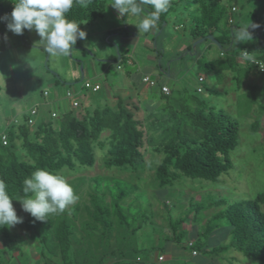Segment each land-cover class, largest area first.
Instances as JSON below:
<instances>
[{"label":"trees","instance_id":"obj_1","mask_svg":"<svg viewBox=\"0 0 264 264\" xmlns=\"http://www.w3.org/2000/svg\"><path fill=\"white\" fill-rule=\"evenodd\" d=\"M250 1L244 0L239 4L232 0H171L168 12L157 21L159 30L162 29L160 35L163 37L165 31L162 23L165 21L167 24L170 12L183 3L185 9L193 13V16L190 15L193 40H208L207 36L213 35L215 40L212 41L221 48L220 59L204 60L201 56L198 59L200 66L220 71L233 68L236 71L233 79L240 81L244 69L247 73L249 69L259 71L256 66L239 63L238 56L243 51L253 52L264 59V43L258 36L256 43L250 40L234 46L235 31L243 28L236 13L244 10ZM107 2L90 0L87 7L74 3L66 18L79 23L82 29L105 12ZM233 6L237 10L233 11ZM14 7V0H0V22L3 23L0 35L8 29H5L8 21H3L2 15ZM145 10L150 14V8L145 7ZM182 26L185 28V25ZM129 32L127 29L124 36H128ZM257 34L263 36L261 31ZM24 42L29 45L25 39ZM185 49L187 52L192 47L189 45ZM184 50L182 53H186ZM155 82V85L147 84L157 90L161 103L145 118H139L136 108H131L122 97L117 98L114 106L109 102L96 106L92 104L88 108L77 94L80 101L77 107L82 112L76 113L69 98L62 95V101L69 100L70 109L67 110L65 106L62 108L57 97L56 100H48L49 92L46 91L47 94L42 93V103L31 107L19 123H12L7 134L8 144L0 140V180L6 183L12 202H22L19 199L24 198L23 181L36 169L58 172L65 168L73 171L80 166L91 167L96 162V148L106 150L104 165L107 169L129 171L134 179L127 181L119 177L97 176L93 178L97 187L88 192L89 199L86 201L70 204L63 213L48 215L43 220L28 213L25 228L39 242L40 258L45 264H160L165 260L159 262L157 257L152 260L151 256L154 253L165 255V250L172 252L171 243L180 245L185 251L190 249L191 259L196 260L193 264H213L212 259L218 260L216 257L221 251L229 248L258 261V264H264V192L253 199L229 204L207 221L205 233L209 234L215 228L211 220L225 219L232 237L228 246L205 248L206 244L198 239H185V231L178 228L185 220L171 219V213L165 207V211L157 215L168 222L169 236L163 239L160 246L145 247L140 244V232L155 215L153 210L148 211V207L143 206L144 194L149 197L150 207L153 204L143 188L147 182L145 168L156 165L152 183L157 189L173 187L183 177L217 181L233 167L230 153L239 143V122L225 110L216 109L200 98L198 90L190 92L184 87L166 94L162 91L164 83ZM86 88L93 91L90 87ZM99 90L101 87L94 92ZM42 106L47 108L42 109ZM33 108L36 109L35 114H31ZM30 118L34 119L33 124L29 123ZM252 127L256 130L258 122H253ZM105 132L108 134L104 135ZM150 149L153 153L149 152L152 156L147 162L146 154ZM104 180L108 181V185L103 189ZM82 184L74 189L79 196ZM155 195L153 193L152 197L155 198ZM129 198H132L130 203ZM223 203L224 200L219 198L208 203L191 204L192 221L196 224L203 211ZM134 204L138 210H133ZM163 204L167 206L165 201ZM12 227L0 226V236L8 245L11 243L8 241H12ZM190 240L193 242L191 247L187 246ZM194 250L196 255L192 254ZM202 251L208 256L199 262L196 257ZM21 254L23 252L20 251ZM231 258L234 259L233 256Z\"/></svg>","mask_w":264,"mask_h":264},{"label":"rangeland","instance_id":"obj_2","mask_svg":"<svg viewBox=\"0 0 264 264\" xmlns=\"http://www.w3.org/2000/svg\"><path fill=\"white\" fill-rule=\"evenodd\" d=\"M232 1H237L239 4L244 3V0ZM110 3L111 0H108L106 11L100 21H96L93 27L91 25L86 26V30L89 31L92 30V28L100 29V26L108 21V23H114L113 25L117 29L116 33L112 32L104 36L102 34L93 35V33H90V36L87 34L86 37L89 40L87 46L91 51L93 50L95 54H92L93 52L91 51H84L83 55L80 49L74 48L71 51L72 54L67 56L61 55L59 58H57L58 56H56V58L55 56H50L47 52L38 48V45H36V48L33 44L36 39L39 40L41 38L34 29H25L23 33L19 35L7 29L0 35V140L2 133L6 132L8 134L11 128L9 124L14 123L12 120L15 118L22 120L24 112L27 113L31 107L39 102H43L44 97L42 92H44V90H47V92L49 91L50 95L53 97L56 96V91H58L60 96H65L68 89L75 91L81 101H83V105L89 108L92 104L96 106L105 103L104 96L108 86L111 84L114 83L115 85V87L113 86L114 92L121 91L123 88L125 89L122 84L121 76L127 71L136 73V66H141L140 68L145 67V65L154 68L158 66L159 57L156 56V49L150 47L148 43L150 36V40H153L154 31L151 30L148 33L138 32L139 29L135 24L138 23L139 18L133 16H120L118 11L114 9ZM248 13L251 14L246 17L245 15ZM142 15L146 17L149 15V12L144 9ZM190 15L193 16V13L186 10L184 4L181 3L176 6L174 12H170L167 24L165 21L162 23V27L165 28L167 36L169 35L170 37L168 38L166 36L167 41H165V43L166 46L170 47L169 51L164 52L162 55L163 57H160V59L164 62L163 66H165V62H167V58L171 56L173 49V52L176 50L181 54H185V56L181 58L183 59L181 63L186 64L188 70L182 68L183 70L175 73L173 78L175 79L174 82H176L177 88L185 87L188 88L190 92H193L197 90V85L195 84L194 86L192 79L196 78L197 80L199 73H203L204 76H206L207 81L204 83V86H207V88L205 89L204 87V91L198 92L197 94L200 98L208 101L211 106L216 109L225 110L226 113L239 122V143L235 150L230 153L233 167L228 173L222 174L217 181L183 177L179 182H176L173 187L169 186L157 189L153 187L154 185L152 183L156 165H153V168H149L148 166L145 168L144 175L147 177V182L144 184L143 188L146 189L153 204L150 207L149 197L144 194L143 206H147L148 211L153 210L155 213L153 219L143 227L139 234V242L145 247L160 246L163 244V239L169 236L170 227L168 226V222L166 219L157 215V213L161 214L162 211H165V208L170 211L171 219L183 218L185 220L181 228L180 226L178 227L179 230L182 229L185 231V239H198L206 244L205 248L228 246L232 241V237L230 226L226 223L225 219L211 220L210 223L215 228L209 234L207 232L205 233L207 221L209 218L211 219L212 215L224 210L229 204L241 200L253 199L258 193L264 192V73H260L256 69H249L247 73V70L244 69L239 81L233 79L236 73L233 68L220 71L212 70L209 67L206 68L203 65L200 66L190 52H186V49H179L182 48L180 47L181 43L184 45L185 42L188 45L190 44L191 47L196 48L194 45L198 40L202 39L198 38L193 40L190 34V28L193 25ZM236 16L240 17L239 22L242 27L246 24H250L249 32L253 37L251 40L252 42L256 43V36H258L259 40L264 43V0H251L246 3L244 10L240 9L238 13H236ZM124 20L126 24H124ZM128 25H132V30L130 32H138V38L134 36V38L137 39L132 46L125 47L122 42L118 45L123 54L128 53L134 55L136 65L129 64L125 61L119 64L120 61H118L119 53L116 42L120 40H117L119 38L115 37L124 35ZM179 25H185V28H183V26L179 28ZM252 25H256V27H252ZM2 26L3 23L0 22V27ZM240 30L235 31V36ZM259 31L262 32L263 36L257 34ZM159 36L161 43L162 35ZM24 39L30 46L19 49V47L25 43ZM247 42L248 41H241V43ZM237 44H239V42L234 41V46ZM160 48L159 46V49ZM197 48L203 54L202 58L204 60L215 61L220 59L221 48L211 39L203 40V42L198 44ZM183 50L186 53H182ZM93 55H95L93 57L94 63L91 60ZM78 57H83L84 59L79 61L85 63L86 78L82 80V77H80L77 81L73 76V71H70L69 68L71 69V63L74 62V59H80ZM103 57H107L110 61H100L104 59ZM91 62L93 64V71H96L99 75L94 78L91 74H88L89 70L87 66L89 63L91 64ZM24 63H29L32 70H26ZM74 67L76 71L77 62H74ZM54 69H57V71L67 70L70 72L71 80L65 81V85L58 81V85L55 86L52 82H54L56 77H54L52 72L57 71ZM10 74L13 77V82L9 81L11 79H8ZM62 74L65 75V72ZM90 78H92V80L97 79L103 84L101 91L94 92L85 87L84 82ZM131 96H133V94H131ZM124 98L132 104L130 98L127 96H124ZM158 98L159 97H157V99ZM63 101L65 102V109H70L69 100L65 99ZM109 102V100L106 101V103ZM46 108L47 106H42V109ZM73 110L78 113L82 109L80 107H75ZM150 110L152 109L144 108L143 112H139L140 114L138 113L137 116L141 119L143 117L145 118ZM7 119L10 120L8 121ZM255 121L259 124L256 130L252 127V123ZM107 134L108 132L104 133V135ZM149 152L153 153V151L150 149L147 152V162L151 160L152 156ZM95 155L96 162L91 167L80 166L73 171L65 168L57 172L66 178L73 189H75L77 185L84 183L80 190V196L79 193H76L77 198L75 202L89 199L88 192L97 187V183L93 180L94 177H119L127 181L134 180L129 171H119V168L109 170L105 167L106 150L96 148ZM161 156L162 154H160L159 159H161ZM105 180L101 186L103 189L108 185V181ZM143 188L140 190H143ZM77 189H80V187ZM153 193L156 194L155 198L152 197ZM219 198L224 200L223 204L219 206L214 205L212 208L203 211L200 217H198L196 224L192 221L193 213L190 211L192 207L190 206L191 204L208 203L209 201ZM131 199L132 198L128 199V203L132 201ZM164 201L167 206H164ZM12 203L17 215L22 218V222L13 225L12 241H8V243L11 242L9 245L5 240H0L1 246L5 243L8 245L10 253L5 254L4 249L0 246L2 251L0 254V262L3 264H40V262L38 263V259H36L30 251L31 248L34 247L32 242L35 244L38 241L33 239L31 231H27L25 228L24 221L27 218L28 212L23 210L22 202L15 201ZM132 208L134 211L138 210V206L135 204ZM262 208L264 211V205ZM141 210H144V208H141ZM38 243L35 244V247L37 245L36 253L40 254V246ZM179 246L180 245L171 243L170 248L172 252L165 250L163 253L166 259L160 264H193L196 260L191 259L189 255L191 253L190 249L185 251V249L182 250ZM15 248L23 252V254L15 255L16 253H14L11 255V252L16 250ZM160 254L161 253H158V255ZM206 256L208 255L202 251L196 259L202 262V260L204 261L207 259ZM231 256H233L234 259L231 258ZM156 257V253L151 256L152 260L156 259ZM216 258L218 260L212 259L214 261L213 264H258V261L245 256L243 253L233 248L221 251Z\"/></svg>","mask_w":264,"mask_h":264},{"label":"clouds","instance_id":"obj_3","mask_svg":"<svg viewBox=\"0 0 264 264\" xmlns=\"http://www.w3.org/2000/svg\"><path fill=\"white\" fill-rule=\"evenodd\" d=\"M14 3L10 18L7 15L4 17L8 20V29L17 35L25 29H34L41 37L37 44L50 56L69 55L77 39L83 40L87 36L79 23L66 18V13L74 3L87 7L90 0H14ZM170 3L171 0H111L110 4L120 16L138 17L135 25L139 32L148 33L156 27L161 15L168 12ZM145 7L151 9L146 17L142 15ZM249 27L250 24H246L238 31L236 42L252 40ZM248 59L257 64L253 57ZM22 191L24 198L19 200L22 201L23 210L38 220L63 213L77 198L72 185L63 175L46 168H38L25 178ZM12 201L6 183L0 180V226L11 227L22 222Z\"/></svg>","mask_w":264,"mask_h":264},{"label":"crops","instance_id":"obj_4","mask_svg":"<svg viewBox=\"0 0 264 264\" xmlns=\"http://www.w3.org/2000/svg\"><path fill=\"white\" fill-rule=\"evenodd\" d=\"M103 16H104V13L99 18H97L93 23L84 25V27L82 28V30L86 31L87 34H89V36H90V33H93V35L94 34H96V35L102 34L103 36L106 35V34L109 35L113 31L117 30L116 27L113 25L114 23H108V21H106L105 23H103L102 26H100V29H97V28L93 29L92 28V30H90V31L89 30H86V26L91 25L93 27V25L96 23V21H100V19ZM124 24H126L125 20H124ZM131 27H132V25L131 26L128 25L127 29L129 31H131L132 30ZM181 27H182V25H179V28H181ZM152 30L154 31L155 34H153L154 35L153 40H150L151 39V36H150V38L148 40V43H149V46L150 47H153L154 49H156V56L159 57L158 58V66L156 68H154V67H150V66H146L145 65V67L140 68L141 66L139 65L140 67H137L136 66V69H135L137 71L136 73H134V72L132 73L130 71H127L125 74H123L121 76L122 84L124 85L125 89L123 88L121 91H115L114 92L113 91V86L115 87L114 83L111 84L110 86L107 85L108 86V89H107V92H106V94L104 96V98H105L104 102L105 103H103V104H107L106 101L109 100L110 101V104H112L114 106L117 103V98L118 97L124 98V96H127L128 98H130V100H132V101H130V102H132V104H130V103L129 104H130V107L131 108H133V109L136 108L135 110L137 112V115H138L139 112L140 113L143 112V109L144 108L145 109H153V108H156L161 103L160 101H158L159 98L156 99L157 97H159L158 96V93L156 92L157 90L155 88L149 86L147 83H144L143 82V80H142L143 75H149L151 78L155 79L156 81L163 82L164 84L169 85L170 88H171V90L184 89V87L183 88H177L176 82H174L175 79L173 77H174L175 73H177V71H180V70H183V69H185V70L187 69L186 68L187 65L181 63V61H183V59H181V58H183L185 56V54H179L178 55L179 52H177L176 50H175V52H173V50H174L173 49L171 56L169 58H167V62H165L166 65L163 66V63L164 62H162V59H160V57H163L162 55L164 54V52L169 51V47L170 46H166L165 41H167V37L168 38H170V37H169V35L167 36V33L165 31H163L164 34H163V37L161 36V43H160V36L159 35L162 32V29L159 30V25L156 24V27L154 29H152ZM138 32H139V30H138ZM138 32L137 33L136 32L135 33L134 32H129L128 36L121 35V37H115V38H119L117 40H120V41H117L116 42L117 49H118V53H119L118 54V61H120L119 64H121V63H123L125 61V62H128L129 64L136 65V60L134 59V55L133 54H128V53L123 54L121 52V49H120V47H119L118 44L120 42H122L125 45V47L126 46L129 47V46L134 45L135 42H136V39L138 38L137 37L138 36ZM113 33H115V32H113ZM134 36H136L137 38H134ZM0 40H1V38H0ZM39 40L36 39V41L33 42V44L35 46L38 45L39 46L38 48H40V49H42V51L46 52L44 50V48H42L39 44H37V42ZM88 41L89 40L87 39V37H86V39H83V40L77 39V42L73 46V49L74 48L80 49V51L83 52V55H84V51H89L90 52L91 49H89V47L87 46V44H88L87 42ZM201 42H203V41H201ZM198 44L199 43H197L196 45H194V47L196 46V48H193L192 47V49L188 51V52H190L195 57L196 62H198L199 57L203 56V54L201 53V51H199V49L197 48ZM189 45L186 44V42H185L184 45L181 43V46L180 47H182V48H179V49H181V50L182 49H185ZM27 46H30V45H27V44L23 43V45H21L19 47V49H23V48H25ZM159 46L161 47L160 49H159ZM36 48H37V46H36ZM91 52H93V50ZM70 54H72V52H70ZM92 54H95V53L93 52ZM176 54H177L178 58H176L177 57ZM94 56L95 55H93L92 58H91L92 62H93V57ZM55 58H56V56H55ZM57 58H59V56ZM78 58H80V59H74L73 60L74 62H77V70L75 71L74 62L71 63V65H72V67L70 66L71 69L69 68L70 71H73V73H74L73 76L75 77V79L77 81L79 80L80 77H82L81 78L82 80L86 78V72H85V67L86 66H85V63L83 61H79V60H82L83 57H78ZM103 58L104 59H101L100 61H103V60L110 61L107 57H103ZM127 60H129V61H127ZM88 61H90V60H88ZM92 62H91V64L89 63L87 67H88V70H89V73L88 74H91L92 77L94 78V77L99 76V75H98V73L96 71H93L94 69H93ZM24 64H25L24 67L26 68V70H28V71H31L32 70L31 69V66L29 65V63H24ZM82 64H83V68H82ZM54 70L57 71V69H54ZM63 71L65 72V75L62 74V73H64ZM63 71L58 70L57 72H52L53 75H54V77H56V79L54 80V82H52V81L51 82L55 86L58 85V83H59L58 81L62 82L63 85H65V83H66L65 81L71 80L70 79L71 75L69 74L70 72H68L67 70L66 71L63 70ZM199 75H203L204 76L203 73H199L198 76ZM105 76H107V75H105ZM204 77H205V81H204V83H205L207 81L206 80L207 78H206V76H204ZM8 79H11L9 81L13 82V77H12L11 74L8 77ZM88 80L93 81L95 83H100V81H98L97 79L92 80V78H90ZM192 83L194 84V86H195V84L197 85L196 78L195 79H192ZM204 83H203V85H204ZM102 88H103V84H101V90H102ZM101 90H99V91H101ZM46 91L47 90H44V92H46ZM56 93L57 94H55L56 95L55 97L51 96L50 93H49L48 100H56V97H57L60 100V102H61L62 108H64L65 102L62 101V95L60 96L58 94V91H56ZM131 94H133V96H131ZM24 114H25V112H24ZM142 116H144V115H142ZM7 120L9 121L10 119H7ZM9 126L11 127L12 126V123H10ZM0 240L1 241L2 240L4 241V239L1 236H0ZM32 244L34 245V247H32L31 250H30L31 251V254H33V256L36 259H38V260L41 259L40 258V254L36 253L37 245L35 247V244H37V243L34 244L32 242ZM1 247L4 249V253L5 254H10L9 253L8 246L6 245V243L4 245H2ZM14 253H16L15 255H20V251L17 250V249L16 250H13L11 252V254H14ZM14 256H12V257H14ZM5 259H7V258H5ZM40 264H45L42 259L40 261Z\"/></svg>","mask_w":264,"mask_h":264},{"label":"built area","instance_id":"obj_5","mask_svg":"<svg viewBox=\"0 0 264 264\" xmlns=\"http://www.w3.org/2000/svg\"><path fill=\"white\" fill-rule=\"evenodd\" d=\"M13 9H14V8H10L9 10H7V11L2 15V19H3V21H8L7 19H4V17L7 15V16L10 18V14H11V12L13 11ZM232 10H233V11L237 10V7H236V6H233ZM230 22H232V19H230ZM222 54H223V53H222ZM248 57H253L254 60L257 62V64H256V63H252V62L248 59ZM127 61H129V60H127ZM238 61H239V63H241V64H243V65L250 64V65L256 66V67L259 69L260 72L264 73V59H261L259 56H256V54L253 53V52L246 51V50L243 51V52L238 56ZM143 81H144L145 83L150 84V85H155V84H156L155 80H153L149 75H145V76L143 77ZM204 81H205V77H204L203 75L198 76V78H197V87H196V88H197V90H198L199 92H203V91H204V86H203V82H204ZM84 84H85L86 87H90V88H92L93 91H97V90L101 87L100 84H98V83H97V84H93V83H92L91 81H89V80L85 81ZM162 91H163L164 93H166V94H169V93L171 92V88H170L169 85L164 84V85L162 86ZM46 94H47V92H46ZM76 95H77V92L72 91V90H69V89L66 91V94H65V97H67V98L70 99L71 104H72L74 107H77V106L80 104V101H79V99H78V97H77L78 95H77V96H76ZM35 113H36V109L33 108V109L31 110V114H35ZM53 114L55 115V112H54ZM12 121L14 122L13 124H17V123H19V118H15V119L12 120ZM33 122H34V119H33V118H30V119H29V123H30V124H33ZM1 140H2L3 144H5V145L8 144V135H7L6 132H4V133L1 134ZM192 245H193V242L190 241V242H189V246H192ZM192 254H193V255H196V254H197V251L194 250V251L192 252ZM157 260H158L159 262L165 260L164 255H158Z\"/></svg>","mask_w":264,"mask_h":264},{"label":"water","instance_id":"obj_6","mask_svg":"<svg viewBox=\"0 0 264 264\" xmlns=\"http://www.w3.org/2000/svg\"><path fill=\"white\" fill-rule=\"evenodd\" d=\"M6 28H7V26L5 27V29H6ZM207 38H208V39H211V40H215V38H214L213 35H208ZM203 40H204V38H202L201 40H198V41L196 42V44H197V43H200V42L203 41ZM196 44H195V45H196ZM82 68H83V64H82Z\"/></svg>","mask_w":264,"mask_h":264}]
</instances>
